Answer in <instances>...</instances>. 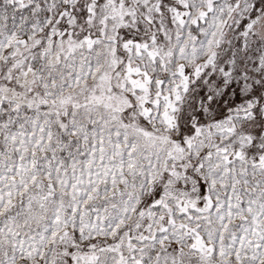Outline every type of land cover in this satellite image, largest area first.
<instances>
[{
  "label": "snow or ice",
  "instance_id": "snow-or-ice-1",
  "mask_svg": "<svg viewBox=\"0 0 264 264\" xmlns=\"http://www.w3.org/2000/svg\"><path fill=\"white\" fill-rule=\"evenodd\" d=\"M0 264H264V0H0Z\"/></svg>",
  "mask_w": 264,
  "mask_h": 264
}]
</instances>
